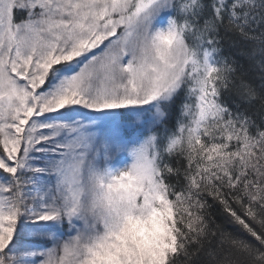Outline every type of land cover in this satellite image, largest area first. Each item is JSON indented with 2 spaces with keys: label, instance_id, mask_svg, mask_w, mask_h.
I'll use <instances>...</instances> for the list:
<instances>
[{
  "label": "snow or ice",
  "instance_id": "snow-or-ice-1",
  "mask_svg": "<svg viewBox=\"0 0 264 264\" xmlns=\"http://www.w3.org/2000/svg\"><path fill=\"white\" fill-rule=\"evenodd\" d=\"M0 264H264V0H0Z\"/></svg>",
  "mask_w": 264,
  "mask_h": 264
}]
</instances>
